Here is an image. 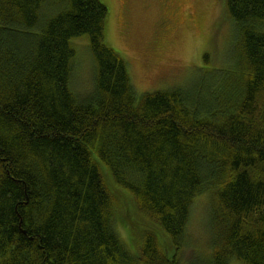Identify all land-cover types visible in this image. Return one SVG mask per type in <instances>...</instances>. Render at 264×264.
I'll return each instance as SVG.
<instances>
[{
	"label": "trees",
	"instance_id": "1",
	"mask_svg": "<svg viewBox=\"0 0 264 264\" xmlns=\"http://www.w3.org/2000/svg\"><path fill=\"white\" fill-rule=\"evenodd\" d=\"M225 15L223 76L139 98L101 0H0V264H182L201 195L211 253L196 264H264V0Z\"/></svg>",
	"mask_w": 264,
	"mask_h": 264
},
{
	"label": "rangeland",
	"instance_id": "2",
	"mask_svg": "<svg viewBox=\"0 0 264 264\" xmlns=\"http://www.w3.org/2000/svg\"><path fill=\"white\" fill-rule=\"evenodd\" d=\"M101 1L108 8L106 43L127 62L139 98L175 88L209 89L214 74L223 76L227 65L223 53L232 33V23L225 15V0ZM73 48V87L83 94L93 82L89 38L75 39ZM208 211V197H197L191 207L189 241L182 253V264H196V254L211 253ZM124 221L123 217L118 219V231L131 248L136 236L131 239Z\"/></svg>",
	"mask_w": 264,
	"mask_h": 264
}]
</instances>
